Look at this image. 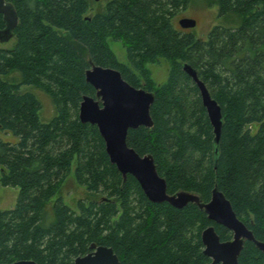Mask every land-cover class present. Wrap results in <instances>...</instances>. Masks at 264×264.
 <instances>
[{
    "label": "trees",
    "instance_id": "16d2710c",
    "mask_svg": "<svg viewBox=\"0 0 264 264\" xmlns=\"http://www.w3.org/2000/svg\"><path fill=\"white\" fill-rule=\"evenodd\" d=\"M8 1L20 22L16 45L0 48V182L19 195L14 208L0 210L1 263L74 264L96 242L112 247L121 264H208L202 231L214 225L221 240L233 236L196 204L154 203L134 176L124 181L98 126L79 117L83 96H96L86 80L92 63L155 93L154 126L130 129L128 143L154 156L168 192H195L207 202L218 185L264 241V0H209L221 16L236 13L241 21L215 25L206 38L175 24L190 0H109L91 14L92 0ZM110 38L123 43L128 63ZM162 58L170 70L158 84L149 64ZM185 62L222 107L217 165L214 127ZM15 70L18 82L4 78ZM23 86L52 98L57 114L50 121L41 120L39 98ZM74 161L77 182L95 197L80 199L76 211L59 196L48 220L47 204ZM238 264H264V252L246 241Z\"/></svg>",
    "mask_w": 264,
    "mask_h": 264
},
{
    "label": "water",
    "instance_id": "95a60500",
    "mask_svg": "<svg viewBox=\"0 0 264 264\" xmlns=\"http://www.w3.org/2000/svg\"><path fill=\"white\" fill-rule=\"evenodd\" d=\"M0 13L4 15L6 22V28L0 30V38L6 41L12 37L14 29L18 26L19 17L14 5L7 0H0ZM179 25L185 29L194 28L197 20L183 17L179 19ZM182 67L200 88L203 104L214 127L217 165L223 126L222 107L199 77L198 71L187 62L183 63ZM86 80L96 89V96H83L79 117L83 123L89 122L98 126L110 161L122 173L124 181L127 180L128 174L134 176L145 195L154 203L168 202L180 209L194 203L210 220L232 231L233 236L229 240H221L214 225H209L202 231L204 254L211 259L208 264H238L246 241L253 242L264 252V241L258 239L252 229L238 217L232 202L218 185L214 186L211 199L207 202L202 201L199 194L191 191L179 190L171 194L168 192L166 178L159 174L154 156L150 153L142 155L129 145L130 129L154 126L151 115V106L155 101L154 92L133 86L116 68L95 63L86 70ZM90 250L86 255L78 256L74 264H121L120 257L112 247L93 242ZM0 264L39 263L23 259Z\"/></svg>",
    "mask_w": 264,
    "mask_h": 264
},
{
    "label": "rangeland",
    "instance_id": "374dc122",
    "mask_svg": "<svg viewBox=\"0 0 264 264\" xmlns=\"http://www.w3.org/2000/svg\"><path fill=\"white\" fill-rule=\"evenodd\" d=\"M108 1L109 0H92L90 14L101 9H105ZM183 17L195 18L197 20V25L196 27L192 28V31L197 36L202 38H206L209 31L215 25L237 26L241 21V16L236 13H231L228 16H221L219 14L218 4H210L209 0H190L188 7L180 11L179 14L174 18L175 24L177 26L180 27L179 19ZM109 43L119 61L128 63L127 51L123 43L114 41L111 38L109 39ZM149 67L151 68L153 78L158 84H161L167 80L170 65L166 59L162 58L159 63L149 64ZM4 78L10 81L18 82L21 79V74L19 71L15 70ZM23 89L33 91L39 98L42 106L40 110V118L42 121L48 122L57 114V110L52 98L44 90L34 86H23ZM258 127V124H253V132H256ZM1 135L5 139H13L11 134L7 135L4 132H1ZM75 166L76 161H74L72 172L62 184L59 193H57L48 202V220L50 217L52 218V215L54 219L53 204L59 196H62L64 202L76 211H78V201L80 199L88 200L90 197H95L94 194H91L84 185H81L77 182L74 174ZM18 195V187L4 186L0 182V210L14 208L16 206ZM101 196L102 194L99 195V197Z\"/></svg>",
    "mask_w": 264,
    "mask_h": 264
},
{
    "label": "flooded vegetation",
    "instance_id": "af4514ba",
    "mask_svg": "<svg viewBox=\"0 0 264 264\" xmlns=\"http://www.w3.org/2000/svg\"><path fill=\"white\" fill-rule=\"evenodd\" d=\"M8 1V0H7ZM10 2V1H9ZM12 3V2H11ZM13 4V3H12ZM14 5V4H13ZM15 7V6H14ZM16 9V8H15ZM0 14H2V13H0ZM2 19H3V22H4V24L2 25V26H0V30H2V29H5L6 28V22H5V19H4V15L2 14ZM19 17V16H18ZM19 22H20V20H19ZM19 22H18V24H19ZM16 29V28H15ZM15 29H14V31H13V35H12V37L11 38H9L8 40H6V41H2L1 40V38H0V48H4V49H12L15 45H16V36H15ZM11 74V73H10ZM91 251V250H90ZM89 251V252H90ZM88 252V253H89ZM23 260V259H22ZM30 260H32V259H30ZM15 262V261H14ZM1 263V262H0ZM12 263V262H11Z\"/></svg>",
    "mask_w": 264,
    "mask_h": 264
}]
</instances>
